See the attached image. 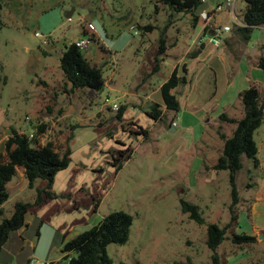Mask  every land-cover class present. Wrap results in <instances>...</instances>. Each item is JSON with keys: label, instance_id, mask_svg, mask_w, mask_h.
<instances>
[{"label": "rangeland", "instance_id": "rangeland-1", "mask_svg": "<svg viewBox=\"0 0 264 264\" xmlns=\"http://www.w3.org/2000/svg\"><path fill=\"white\" fill-rule=\"evenodd\" d=\"M205 1L211 7L221 0ZM0 4V151L11 128L33 131L40 143L51 142L58 150L71 149L69 165L56 173L51 186L64 195L31 208L37 215L33 229L29 226L28 234L24 228L13 232L4 245L7 264H20L26 257L32 262L58 260L61 241L52 244L56 231L59 239L63 234L70 238L115 209L128 211L133 220L125 242L106 246L112 264H210L208 222L226 227L227 237L217 247L226 264H264V116L254 131L257 164L242 156L236 198L228 170L210 167L221 151V133L230 134L235 125L215 117L221 111L239 115L238 90L254 83L264 104L263 72L252 62L264 43V25L253 26L245 42H227L224 61L218 46L209 43L190 57L199 48L195 38L201 20L194 23L190 13L173 12L156 0H0ZM244 5L235 0L238 16ZM218 15L223 23L225 17ZM148 22L153 29L141 34L137 23ZM160 35L170 46L154 68ZM73 38L89 39L84 53L102 68L101 90H70L59 55ZM188 43L191 80L174 88L178 110L162 105L160 119L146 113L137 116L140 106L149 107L152 101L143 103L139 95L169 76L175 62L171 53H181ZM237 61L238 73L234 65L230 67ZM107 94L119 106L126 105L122 121L104 101ZM171 116L174 121L169 125ZM133 123L145 127L147 134L131 132L139 130ZM39 124L44 125L41 132ZM126 146L131 155L115 170L117 149ZM20 172L21 168L7 185L10 194L0 205V220L10 215L15 200L32 201L36 187L44 184L37 178L29 187ZM180 197L199 206L204 223L181 210ZM33 216L28 214L29 220ZM39 219L36 237L33 230ZM233 232H246L254 239L238 244L231 239ZM19 235H24L25 249L16 247Z\"/></svg>", "mask_w": 264, "mask_h": 264}, {"label": "trees", "instance_id": "trees-1", "mask_svg": "<svg viewBox=\"0 0 264 264\" xmlns=\"http://www.w3.org/2000/svg\"><path fill=\"white\" fill-rule=\"evenodd\" d=\"M166 4L173 12H188L192 15L194 23L201 17V12L207 9L205 0H156ZM244 8L241 10L240 18L244 25H235L233 30L239 34L243 40L250 38L251 29L256 25H264V0H243ZM1 6V4H0ZM141 34L151 31L154 24L137 23ZM170 44L166 43V38L160 35L157 48L154 54L155 67L159 60L163 59L166 49ZM261 53L257 59V65L261 68L264 77V43L261 44ZM193 56V54H191ZM59 66L65 80L71 84V91L78 87H89L93 90H101L105 84L102 68L93 65L84 50H82L74 40H69L63 44V49L59 55ZM185 75L177 74L173 69L169 76L160 84L159 94L161 103L151 102L149 107L144 109L145 113L154 120L160 119L163 115V108L178 110L179 101L172 91L177 85L185 83ZM243 112L239 117L228 116L225 112L219 114V118L235 123L229 136L221 133L223 139L221 151L215 161L210 165L213 169H227L231 193L236 198L235 177L237 171L242 167V156L245 155L257 164V143L254 139V131L260 125L264 116V104L260 101L259 89L252 83L238 92ZM126 105L121 104L116 109V118L123 120V113ZM122 123V122H121ZM139 130H131L133 133L147 134L145 127L133 123ZM43 124H39L37 132H41ZM70 137V136H68ZM119 156L112 162L115 170H118L123 161L131 155L130 147L126 146L117 149ZM71 149L69 146L62 151L56 149L51 142L40 143L38 138L33 135L29 137L27 132L11 128L10 133L4 141L3 150L0 151V205L9 198L8 181L17 173V169L24 171L27 185L34 186L35 180L41 178L44 184L36 187V194L32 201L17 199L14 201L10 215L3 216L0 220V264H7L8 259L4 258V245L11 234L21 226L27 225L33 229L36 216L33 217L31 224L26 222V214L34 206H38L49 198L63 196L62 192L52 189V184L56 173L66 168L71 161ZM181 210L187 212L188 216L197 223H204L205 219L199 210V206L183 197L179 198ZM235 219V215H232ZM132 215L123 209L111 210L104 214L101 219L90 227L78 232L76 235L64 239L59 232H55L52 244L57 245L61 257L58 260H48L43 264H112V259L108 255L106 246L110 242L123 243L128 239ZM42 220L39 219L33 234L39 235V226ZM226 227L220 226L216 222L206 224L205 243L211 250L210 264H226L221 260L217 247L220 242L227 237ZM234 242L240 244L254 239L253 235L246 232H233ZM22 264H31L30 260ZM117 264H141L139 261L128 263L119 261Z\"/></svg>", "mask_w": 264, "mask_h": 264}, {"label": "crops", "instance_id": "crops-1", "mask_svg": "<svg viewBox=\"0 0 264 264\" xmlns=\"http://www.w3.org/2000/svg\"><path fill=\"white\" fill-rule=\"evenodd\" d=\"M221 1H223V0H221ZM219 2V1H218ZM222 13V15L225 17V20H224V22L223 23H226V22H229V16H228V12H227V10L226 9H223V10H220V11H217V12H214V13H212L211 14V16H210V18H207L206 20H204L202 17H199V19L197 20V22H199V20H201V26H200V29H199V32L201 31V29H202V27H203V24H204V22H208V21H210L211 20V22L212 23H220L219 22V13ZM240 17V16H239ZM196 22V23H197ZM235 25H232L231 26V29H230V31L226 34V36H225V38L223 39V41L220 43V47L218 46V48H216L217 50H219L217 53H218V56H220L224 61H225V58L227 57L228 58V55H227V52H225V50H224V46H226L227 45V42H229V41H232L231 43H233L234 41L236 42H245V41H247V40H243L240 36H239V34L238 33H236L234 30H233V27H234ZM207 29L208 30H210V27H207ZM233 30V32L235 33V34H230V32ZM198 32V33H199ZM236 35V36H235ZM74 39V38H73ZM73 39H70V40H73ZM230 39H232V40H230ZM206 43H203V44H201L200 46H199V48H197V51H195V52H197V53H195V54H193V56H195V55H197V54H199L200 52H201V50L203 49V47H204V45H205ZM261 44L262 43H260L259 44V48H260V51H259V53L254 57V58H252V62H253V64L254 65H256L257 67H259L258 65H257V59H258V56L260 55V53H261ZM189 50H191V43H188L187 44V46L185 47V49H183V51L181 52V53H178V52H172L171 53V55L173 56V57H175V62H173L172 63V70L173 69H175L176 70V72H177V74H181V75H185L186 76V78H187V81L185 82V83H188L190 80H191V77H190V72H189V68H188V66H187V60H186V57H187V52H189ZM211 55L212 56H214L212 53H211ZM190 57H191V53H190ZM233 57H236V55L235 56H233ZM226 58V59H227ZM234 63V62H233ZM233 65H234V70H235V72L236 73H238V72H240V65H239V61H237V63H234V64H230V67H231V69L233 68ZM179 67H181V69H182V72H180L179 71ZM163 81H161L158 85H157V87L155 88V89H153V90H148V91H146L145 92V94H144V96L143 97H140V95H139V99H141L142 100V102L143 103H146V101L147 100H152L151 102H159V103H161V97H160V94H159V86H160V84L162 83ZM183 84V83H182ZM250 85V84H249ZM178 87L180 86V85H177ZM176 86V87H177ZM245 88V87H244ZM243 89V88H242ZM241 90V89H240ZM240 90H238V92L240 91ZM173 92H174V89L172 90ZM155 92H158V94H156ZM238 97H239V99H240V96H239V94H238ZM178 99V98H177ZM179 101V100H178ZM189 104H191V102L189 101ZM179 107H180V102H179ZM237 107H238V109H239V115H235V113L234 114H230V113H228L227 111H221V112H225L228 116H233V117H239V116H241L242 115V112H243V105H242V102H241V99H240V101H238V103H237ZM146 108H148V106L146 107V106H140V111H139V113H137V116L139 115V114H141V113H145L144 112V109H146ZM220 112V113H221ZM219 113V114H220ZM130 114V113H129ZM128 114V115H129ZM133 114V113H132ZM135 114V113H134ZM219 114L215 117L216 119H218L219 118ZM173 116L175 115V113L174 114H172ZM127 115H126V109H125V111H124V113H123V117H126ZM173 116H171V118H172V120H171V122L169 123V125H171V123H172V121H174L173 120ZM221 119V118H220ZM225 120V119H224ZM235 124V123H234ZM235 126V125H234ZM234 128V127H233ZM233 130V129H232ZM232 132V131H231ZM231 134V133H230ZM230 134H228V135H226V136H229ZM223 143V142H222ZM222 147V146H221ZM19 169V168H18ZM18 169H17V172H18ZM21 174V176H23L24 177V179H25V181H26V183H27V179L25 178V175H24V171L21 169V172H20ZM14 176V175H13ZM13 177L8 181V183L10 182H12L13 181ZM8 183H7V185H8ZM10 183H9V185H10ZM9 194H10V192H9ZM3 204V203H2ZM1 204V205H2ZM254 208H255V204L253 205V209H252V212H255V210H254ZM32 213H34V212H32V211H29L27 214H26V222L28 223V224H31V218H32V216L34 215V216H36L37 217V215L36 214H32ZM28 214H30V216H31V218H30V220H29V218H28ZM33 216V217H34ZM28 227L29 226H27V225H24V226H21L20 228H18V229H16L15 231H17V230H19V229H22V228H24L26 231H27V234H28ZM258 227V226H257ZM258 228H263V227H258ZM14 231V232H15ZM12 235V234H11ZM20 236V240H18V243L16 244V247L17 248H24L25 249V247H24V245H23V243H21V240L23 239V236L24 235H19ZM22 236V237H21ZM25 238V237H24ZM4 248V247H3ZM59 248V247H58ZM49 256H47L46 258H48ZM28 257H26L20 264H22V263H24V262H26V259H27Z\"/></svg>", "mask_w": 264, "mask_h": 264}, {"label": "built area", "instance_id": "built-area-1", "mask_svg": "<svg viewBox=\"0 0 264 264\" xmlns=\"http://www.w3.org/2000/svg\"><path fill=\"white\" fill-rule=\"evenodd\" d=\"M226 9L229 16V22L226 23H212L211 20L208 22H204L201 31L196 35L195 42L197 45H201L203 43H209L214 46H219L220 43L225 38L226 34L230 31L232 25H244V22L237 14V10L235 8V0H223L219 1L216 4L208 7L207 9L201 12V17L206 20L210 18L211 14L220 10ZM210 27V30L207 29ZM77 45L82 49L86 50L89 39L86 40H76ZM104 101L112 108L118 109L119 103L116 100H110L109 95L107 94L104 97ZM29 137L34 135L33 131L27 132ZM48 259L44 260H35L30 263L32 264H43L47 263Z\"/></svg>", "mask_w": 264, "mask_h": 264}, {"label": "water", "instance_id": "water-1", "mask_svg": "<svg viewBox=\"0 0 264 264\" xmlns=\"http://www.w3.org/2000/svg\"><path fill=\"white\" fill-rule=\"evenodd\" d=\"M66 15H67V16H69V15H70V13H67ZM73 40H74V41H76V40H77V38H74Z\"/></svg>", "mask_w": 264, "mask_h": 264}]
</instances>
